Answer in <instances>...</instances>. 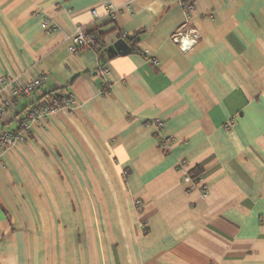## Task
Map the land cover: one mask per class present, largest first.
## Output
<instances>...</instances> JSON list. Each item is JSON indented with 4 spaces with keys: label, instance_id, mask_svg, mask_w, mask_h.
<instances>
[{
    "label": "crops",
    "instance_id": "crops-1",
    "mask_svg": "<svg viewBox=\"0 0 264 264\" xmlns=\"http://www.w3.org/2000/svg\"><path fill=\"white\" fill-rule=\"evenodd\" d=\"M190 1L182 52L177 0H0V101L77 102L0 155V264H264V0Z\"/></svg>",
    "mask_w": 264,
    "mask_h": 264
},
{
    "label": "built area",
    "instance_id": "built-area-1",
    "mask_svg": "<svg viewBox=\"0 0 264 264\" xmlns=\"http://www.w3.org/2000/svg\"><path fill=\"white\" fill-rule=\"evenodd\" d=\"M177 1L185 10L186 19L185 23L172 33L171 40L182 52H187L192 49L196 41L199 39V34L195 29L186 27L191 21V13L194 11V5L190 0ZM107 8V15L112 19L115 9L112 6H108ZM90 13L96 16L94 9H92ZM40 26L45 33H50L54 30V25H52L51 21L47 18H43ZM68 41V51L73 54L81 48L93 49L95 44L94 39L89 37L83 29H76V31L69 37ZM103 72H106V69H104ZM1 82L2 78H0V83ZM42 82V77L28 79L22 86L12 88L9 91V94L1 99L0 122L6 113L12 111L16 107L21 98H29L31 100V106L27 108L22 117L18 120L17 131H7L0 127V155L8 149L14 147L17 143L23 142L29 135L34 125L42 124L50 115L54 114L59 109L65 108L71 112H75L77 110L75 97L71 94H65L63 92L61 98L52 99L46 103L35 102L33 94L41 87ZM232 122L233 121L226 123L225 129H229ZM153 124L157 127L158 134H160L163 123L159 119H155ZM134 205L139 210L142 207L140 201H135Z\"/></svg>",
    "mask_w": 264,
    "mask_h": 264
},
{
    "label": "trees",
    "instance_id": "trees-1",
    "mask_svg": "<svg viewBox=\"0 0 264 264\" xmlns=\"http://www.w3.org/2000/svg\"><path fill=\"white\" fill-rule=\"evenodd\" d=\"M86 34L89 36V37H91V38H93L94 39V41H95V44H94V46H93V49H98L100 46H101V39H102V34H100V33H98V31L97 30H94V31H92V32H89V33H87L86 32ZM86 49V48H85ZM62 92H60V91H52L51 93H49V94H47V95H44L42 98H40L39 100H35L34 99V101L35 102H38V103H46V102H48L49 100H52V99H58V98H61L62 97ZM31 106V103L28 105V107H30ZM17 130H18V128H17ZM16 130V131H17Z\"/></svg>",
    "mask_w": 264,
    "mask_h": 264
}]
</instances>
